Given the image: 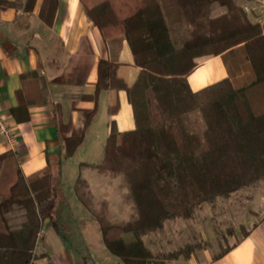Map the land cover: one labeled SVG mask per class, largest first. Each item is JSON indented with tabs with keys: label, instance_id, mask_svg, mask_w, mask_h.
Instances as JSON below:
<instances>
[{
	"label": "trees",
	"instance_id": "16d2710c",
	"mask_svg": "<svg viewBox=\"0 0 264 264\" xmlns=\"http://www.w3.org/2000/svg\"><path fill=\"white\" fill-rule=\"evenodd\" d=\"M244 1L80 0L103 39L117 45L126 40L139 67L127 86L114 62L99 60L89 97L104 89L125 90L134 127L118 131L110 119L102 160L78 163L80 172L94 169L118 178L125 202L133 206L127 219L111 220L106 202L97 207L89 190L77 191L98 223L104 247L122 264L187 258L193 245L176 256L154 255L143 236L161 230L168 219L193 218L202 203L264 178V28L243 10ZM214 56L222 59L226 76L192 90L188 75ZM94 113L82 111L81 125L64 141L65 158L82 141ZM52 178L49 165L25 176L10 150L0 153V264L38 259L59 264L44 245L36 251L45 220L66 240L65 226L53 216ZM240 229L247 234L243 225ZM82 263L94 264L89 256Z\"/></svg>",
	"mask_w": 264,
	"mask_h": 264
},
{
	"label": "crops",
	"instance_id": "0c3cea01",
	"mask_svg": "<svg viewBox=\"0 0 264 264\" xmlns=\"http://www.w3.org/2000/svg\"><path fill=\"white\" fill-rule=\"evenodd\" d=\"M100 59L114 62L116 75L127 86L136 80L139 67L126 40L107 43L80 0H0V112L16 136L14 144L0 136V153L10 150L25 176L51 167L56 193L53 216L65 226L66 240L45 220L40 244L59 264H83L84 256L94 264H122L106 250L97 221L77 198V179L91 170L80 172L78 163L102 160L110 119L118 131L134 127L125 90L104 89L95 99L89 97ZM225 76L222 59L214 56L198 64L187 79L191 89L198 90ZM88 109L95 113L83 139L65 158L64 141L81 125L82 111ZM85 177L100 184L105 176L90 172ZM246 231L218 258L203 249L168 264H264V213ZM78 242L84 244L80 250L68 246ZM34 264L47 263L38 259Z\"/></svg>",
	"mask_w": 264,
	"mask_h": 264
},
{
	"label": "rangeland",
	"instance_id": "374dc122",
	"mask_svg": "<svg viewBox=\"0 0 264 264\" xmlns=\"http://www.w3.org/2000/svg\"><path fill=\"white\" fill-rule=\"evenodd\" d=\"M192 120L193 122L198 120L197 114H192ZM70 162L75 164L74 159ZM91 170L82 172L81 177H84V179L79 178L77 180V190L79 192L89 190L97 207L102 202H106L108 217L111 220L127 219L133 206L125 202L123 198L124 189L119 179L102 174L105 177H102V182L98 184L96 181L89 179V177H85L90 172H96L94 169ZM77 173L75 167V176ZM90 183H93L91 184L92 187L89 186ZM91 188L94 189L95 193H93ZM58 206L59 202L57 203ZM263 213L264 178L260 179L255 185L239 189L227 198L220 196L213 202L202 203L201 207L195 210L193 218L166 220L161 230L145 234L143 240L150 243V246H152V251H150L154 255L168 253L176 256V251L184 245L190 244L194 248L188 257L203 249H206L209 254L214 253L212 255L214 257L216 252L231 245L234 238L242 234L240 226L243 225L246 229L247 225L249 226L252 221L258 220ZM46 221L48 222V220ZM146 242L145 244L147 245ZM68 246L71 248L78 246L80 250V248L84 247V244L81 242L68 243ZM147 247L149 248L148 245ZM41 248L42 245L39 244L36 251L39 252ZM180 258H184L183 255L169 259L167 264Z\"/></svg>",
	"mask_w": 264,
	"mask_h": 264
},
{
	"label": "built area",
	"instance_id": "2783aa9c",
	"mask_svg": "<svg viewBox=\"0 0 264 264\" xmlns=\"http://www.w3.org/2000/svg\"><path fill=\"white\" fill-rule=\"evenodd\" d=\"M242 8L246 13L252 14L256 21L264 28V0H245ZM0 136L14 144L16 141L15 130L8 125L0 112Z\"/></svg>",
	"mask_w": 264,
	"mask_h": 264
}]
</instances>
